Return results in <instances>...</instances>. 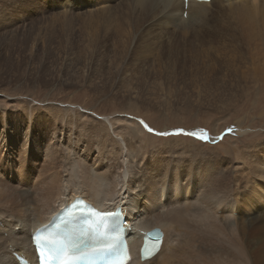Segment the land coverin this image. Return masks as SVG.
Returning a JSON list of instances; mask_svg holds the SVG:
<instances>
[{"label":"rangeland","instance_id":"1","mask_svg":"<svg viewBox=\"0 0 264 264\" xmlns=\"http://www.w3.org/2000/svg\"><path fill=\"white\" fill-rule=\"evenodd\" d=\"M86 1L0 0V190L9 187L33 201L37 182L55 173L51 168L65 155L72 157L70 164L75 159L92 170H118L127 151L120 155L117 148L129 130L152 136L155 146L196 141L206 146V157L210 147L248 144L260 131L264 121L258 124L260 115L253 113L243 126L246 135L230 134L254 110L250 93L260 91L264 78V36L256 50L217 20L210 25L215 6L196 30L166 19L159 23L161 32L135 17L127 0ZM80 126L91 127L94 135ZM214 130L217 142L210 139ZM53 149L58 153L51 157ZM147 152L138 160L143 166L152 156ZM56 170L63 181L74 174ZM120 171L126 176V169ZM8 203L0 200L1 215L13 210ZM259 216L255 210L236 213L245 264H264ZM225 217L217 213L221 224Z\"/></svg>","mask_w":264,"mask_h":264},{"label":"bare ground","instance_id":"2","mask_svg":"<svg viewBox=\"0 0 264 264\" xmlns=\"http://www.w3.org/2000/svg\"><path fill=\"white\" fill-rule=\"evenodd\" d=\"M124 3L130 7L131 13H136L135 17L145 19L147 26L161 32L164 31L159 28V23L166 19L172 20L180 29L196 30L204 25L215 6L216 13L210 18V25L217 20L218 27L239 33L256 50L264 36V0H212L210 4L190 2L187 20L184 19L182 0H127ZM259 80L260 91L250 93L255 98L254 104L250 103L254 110L239 119L230 132L232 136L246 135L243 126L250 114L260 115L258 124L264 121V78ZM238 112L241 111L234 113L238 115ZM51 117L56 119L53 115ZM114 120L112 125L117 126L119 122ZM258 127L260 131H255L248 144L235 142L234 147L228 150L220 146L218 150L210 147L207 155L210 159H206V146L196 141L174 139L175 144L163 142L155 146V138H145L146 134L140 129H133L128 131L129 139L124 141L123 147H118L121 143L116 144L117 154L127 151L121 166L117 165L118 170L107 165L92 170L86 161L78 163L75 159L70 164L72 157L69 155L58 162L52 160L55 163L51 170L55 173L37 182L33 201L27 200L25 193L14 195L9 187L0 190V200L5 204L11 203L7 205L13 209L9 214L0 213V222L3 223L0 228V264H18L14 253L23 254L36 264L32 231L48 223L66 204L80 196L103 210L116 206L123 208L133 257L130 264H245L246 249L241 242L236 213L242 209L255 210L264 219V124ZM77 129L85 130L86 135L95 133L91 127L80 126ZM214 135L210 139L217 142L218 130H214ZM228 141L235 140L230 138ZM147 150H150L147 154L152 156L143 166L138 160L144 159L142 154L145 155ZM56 153L57 150L53 149L51 157ZM214 160L216 163L213 165ZM57 168L65 173L74 171V174L70 173L63 181ZM123 168L126 169L124 177L120 171ZM219 211H224L226 216L222 224L217 218ZM50 228L46 226V229ZM153 230L163 234V245L155 257L151 253L147 259L141 260L143 238ZM74 235L79 236L80 233L74 231ZM173 249L176 253L172 252ZM180 249L183 251L179 252Z\"/></svg>","mask_w":264,"mask_h":264},{"label":"snow or ice","instance_id":"3","mask_svg":"<svg viewBox=\"0 0 264 264\" xmlns=\"http://www.w3.org/2000/svg\"><path fill=\"white\" fill-rule=\"evenodd\" d=\"M65 264H67V262H65Z\"/></svg>","mask_w":264,"mask_h":264}]
</instances>
